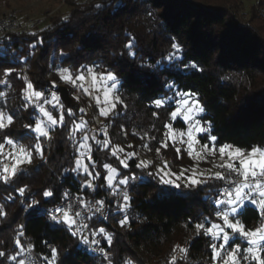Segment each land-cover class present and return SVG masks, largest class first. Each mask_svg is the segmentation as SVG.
Returning <instances> with one entry per match:
<instances>
[{"label":"trees","instance_id":"1","mask_svg":"<svg viewBox=\"0 0 264 264\" xmlns=\"http://www.w3.org/2000/svg\"><path fill=\"white\" fill-rule=\"evenodd\" d=\"M64 2L69 11L63 16H49L48 25L34 32L36 36L28 32L11 33L0 41V92L4 93L0 96V111L13 116L10 132L17 144L29 147L35 142L34 139L30 142L29 137L34 134L24 125L34 124L39 115L33 105L24 107L25 85L32 83L39 91L49 89L53 81L61 82L56 74L58 67L75 71L80 65L95 63L100 65L96 70L110 69L120 81L119 94L124 103L120 109L123 112L109 128L113 145L128 148L131 144L135 150L141 147L144 133L139 114L159 120L157 132L149 131L150 138L153 136L156 141L164 137L165 117L162 109L155 108L151 101L168 95L166 85L173 83L178 90L199 94L206 109L204 118L212 121L213 134L219 137V143L241 148L264 146V0H256L245 25L225 7L190 0ZM98 4L104 7L98 10L95 7ZM41 38L43 43L32 49L30 44ZM129 42L134 57L127 54L125 45ZM173 42L180 45L178 55L182 59L169 63L164 57L173 51ZM157 61H161L158 70L149 67ZM191 63L202 71L184 67ZM7 68L13 71L5 77ZM65 86L70 95L75 93L70 84ZM82 104L76 100L74 106H65L76 112L77 121L82 117L79 112ZM153 112L158 116L154 117ZM52 114L59 117L56 109ZM71 119L65 115L64 128L50 131V140L41 138L43 159L34 155L32 163L23 165L12 183H0V207L6 212L5 217H0V250L11 254L16 231L23 225L21 243L25 250L28 244L33 245L32 251L40 258V264L44 262L43 255L50 257L51 247L58 249L59 264H107L103 258L78 246L77 240L36 207L24 211L32 199L43 201L40 208L55 207L63 202L64 191L69 195L79 191L84 177L71 172L76 155V145L67 134ZM175 126L183 123L178 121ZM161 156V160L151 159V171L155 172L166 153ZM92 158L102 176L101 163L115 164L112 156L97 144H92ZM137 162L133 158L128 169H120L121 177H138L130 180L127 187H120L121 193L126 191L129 196V225L122 228L118 223L123 218L116 211L123 202L122 194L111 196V190L99 187L95 192L88 189L84 192L86 200L105 201L107 220L93 218L87 222L90 227H104L112 235L113 246L108 248L106 241L102 246L113 264H122L125 258L132 259L133 264H168L177 245L189 249L183 260L177 251L178 264H210L209 240L202 234L197 236L195 229V223L205 218L218 222L214 206L206 198L207 186L197 190L164 185L148 176L147 171L137 169ZM25 186L26 194L20 197L16 189ZM45 189L53 190L54 196L44 200ZM9 195L11 200L7 199ZM241 219L247 228L260 223L258 210L251 206L246 207ZM100 239L103 241V237ZM46 244L50 245L48 251L44 248Z\"/></svg>","mask_w":264,"mask_h":264},{"label":"snow or ice","instance_id":"2","mask_svg":"<svg viewBox=\"0 0 264 264\" xmlns=\"http://www.w3.org/2000/svg\"><path fill=\"white\" fill-rule=\"evenodd\" d=\"M96 9H101L103 5H96ZM67 19V18H65ZM36 36V33H31ZM43 39H39L37 43H31L30 47L35 49L38 44H42ZM131 57L135 56L132 51L133 45L131 42L125 45ZM173 49L166 57L169 63L182 59L178 53L181 51L180 45L177 42L171 44ZM161 61H157L156 65H149L153 70H158L157 66ZM98 64L80 65L73 71L69 67H58L56 74L59 80L63 83L70 84L78 92H82L86 96H92V92L101 93L103 96V105L101 106L100 96H95L96 105L99 110V115L107 118L114 113L119 115L116 111L118 105L124 102L119 94L120 81L117 73L110 69L97 71ZM184 67L202 71L196 63L184 65ZM13 69L7 68L4 70V76H10ZM228 77H224L227 79ZM90 81V82H89ZM86 82L88 86H85ZM57 82L53 81L51 88L53 91L50 96H45L43 91L36 90L32 83L25 85L26 94L24 99L25 109L29 105H33L39 113L35 119L34 124L26 123L24 126L34 137L30 136L31 142L29 147L22 144H17L11 138L10 128L13 124V116L8 115L4 111H0V157L3 160L10 161V163H3L0 160V183L9 185L16 178L20 169L25 164H31L34 155L44 158V151L42 148L41 138L50 140V131L56 128H64L66 126L65 115L72 118L71 127L68 128V137L75 147V163L71 168V172L77 176L85 177L81 180L79 186V193L74 199H70L68 191L63 192L62 200L67 201L66 204H61L53 209H49L50 220L60 229L65 231L70 237L78 241V246H84L85 250L96 254H102L104 261L107 264H113V260L109 258L108 253L102 246L106 241L107 247L113 246L112 235L105 230L104 227H90L87 221H91L98 213L101 217L105 216V201L97 199L95 204L91 201L85 200L84 192L86 189L95 192L99 188H107L111 190L109 195L119 196L122 194L123 203H119L116 211L125 213L122 219L118 221L120 227L129 225V217L127 216V207L129 196L127 192L121 193L120 186L127 187L130 180L138 177L123 175L117 167H113L109 163H105L103 168L105 175L96 169V162L92 158V145L89 141L100 145L101 149H108L110 141L107 139L106 128L100 131L104 134L105 139H97L98 133L89 135L87 129V121L81 119L77 121L76 112L72 108H65V105L60 100L58 93L55 91ZM168 95L161 96L151 101V104L157 109L165 108L169 103L172 108L168 111V120L163 124L165 129L164 139L160 142V148L167 149L169 144L175 149L176 158H181L186 152L189 159L196 161V166L191 170L184 168L179 173H174L169 170V166L165 161L162 168H157L155 172L150 170L152 162L149 160H139L135 167L141 171H147V175L153 179H158L164 185H170L175 188L188 189H203L207 186L206 198L214 206L215 218L219 222H210L205 218L202 222L195 223L197 236H202L209 240L208 247L210 248V260L212 264H264V146L252 145L247 148H241L238 145L230 143H219V137L213 134L212 121L204 118L206 111L205 106L201 103L199 94L191 90H178L173 83L166 85ZM4 93L0 92V96ZM80 100L79 95L73 97ZM43 100V103L40 101ZM56 109L59 112V117H54L49 108ZM126 107V105H125ZM80 113H84V109H79ZM153 116H158L157 112L152 113ZM180 120L184 128L183 130L173 127V124ZM77 133L82 135L77 139ZM151 139H155L152 137ZM5 145H9L12 151L5 154ZM179 145V146H178ZM132 147L131 144L128 145ZM148 148V145H144ZM160 148L156 149L157 154ZM150 150V149H149ZM110 155L119 161V166L123 169L130 167L131 161L136 153L125 152L124 148L119 145H112ZM208 157L213 158L211 161ZM216 159L219 163H216ZM87 161V162H85ZM200 161L210 162L212 168L219 169L212 171L206 169L198 171ZM69 169H65L68 172ZM174 177V179H173ZM103 179V184H96L95 182ZM217 182H223L222 184ZM20 197L26 194V186L16 189ZM44 200H48L54 196L51 189H45L42 193ZM9 200L12 196L9 195ZM43 203L42 200L32 199L30 203L24 208L28 211ZM253 205L258 208L260 218L259 226L255 228H247L241 217L244 215L247 205ZM78 205V207H77ZM87 212V215H85ZM6 212L3 207H0V217H5ZM23 225L18 227L16 236L13 240V249L11 254L9 252L0 250V264H35V261L27 255L33 249L32 244L27 245V253L25 246L21 243L20 237L24 235ZM100 237H103L100 239ZM233 237H237L243 241L241 243H230ZM47 243V242H45ZM177 251L181 253L180 260L185 257L183 254L189 252L188 248L180 247L179 245L173 247L171 259L168 264H178ZM46 264H59L58 249L51 247L49 255L41 257ZM122 264H133V260L125 258Z\"/></svg>","mask_w":264,"mask_h":264},{"label":"rangeland","instance_id":"3","mask_svg":"<svg viewBox=\"0 0 264 264\" xmlns=\"http://www.w3.org/2000/svg\"><path fill=\"white\" fill-rule=\"evenodd\" d=\"M190 1H192L194 3L198 2V3H200V5H214L217 7H225L231 13H236L238 15V19H239L240 23L244 24V25L246 23H248L249 18H250L251 7H253L256 3V0H190ZM68 11H69V7L65 4L64 0H0V19L3 18L6 14H9L10 12H14L17 20L20 21L21 23H25L28 20L41 19L43 21V27H46L48 25V17L49 16H51V17L63 16ZM22 32H26V31H22ZM18 33H20V32H18ZM97 71H103V70H97ZM89 82H86L85 86H88ZM65 84L66 83L60 82L59 84H57V87L58 86H65ZM48 90H51V91H49L50 93L45 92L46 97L50 96L51 92L53 91L52 88H49ZM75 95L80 96V100H77V101H79V103H83L82 108L84 109V113H82V117L78 121H80L81 119H83L84 121H87V129L89 130V135H92L93 133H98L97 139H99V140L105 139L104 134L100 130L106 128L107 139L110 141V137H109L110 125L113 126L114 123L117 121L116 118L120 117L121 113L123 112V110H120L123 107V104L118 105V107L116 109V111L119 113V115L112 113L107 118H105V117H102L99 115V110H98L97 105H96V100L94 99L95 96L99 95L101 98V106H104L103 105V96L101 93H97V92L93 91L92 96L90 97V96H86L82 92H78L76 90L73 95H70L71 98L73 99L74 105H75L76 99H74L73 97ZM45 106H49V105H45ZM171 108H172L171 103H169L165 108H161L162 112H163L162 115L165 117L164 123H166L168 120V111H170ZM139 116L141 119H143V121L141 123L142 127H140L142 133H144L143 134L144 136L141 138L142 139V145H141V147L139 146L136 150L134 149L133 145L131 148H129V147L125 148L123 146H120V147L124 148L125 152H135L136 155L134 158H137L138 161L139 160L151 161V159H160V157H162L161 156L162 153L165 152L166 158L163 159L161 161V163L157 165L156 169L162 168L165 161H166L168 166H169V170L174 172V173H179L184 168L191 170L194 166H196V161L189 159L186 152L183 153L181 158H179V159L176 158L175 149L172 147L171 144H169L167 149L160 148V152H159V154H157L156 149L159 148L158 144H160V142L164 139V137H162L161 139L157 138L156 141H155V139L151 140V138H150L151 135L149 134V131L152 130L154 133L157 132L158 127H159V125H158L159 120H156V119H150L149 120L145 116H143L142 114H139ZM178 121H180V120H177L176 122H178ZM175 123L173 124L174 128L183 130L184 125L183 126H175ZM164 131H165V129H164ZM77 134L79 135V137L82 135V133H77ZM147 137L150 138L149 139L150 141L148 140ZM144 138H147V139H144ZM154 142L156 143V145H154ZM89 143H91V145L95 144L91 141H89ZM145 144L148 145V148L144 147ZM112 145L113 144L110 141L109 148L103 149L104 151L108 152L109 155L111 152V146ZM98 146H99L100 150H102L101 146L100 145H98ZM91 155H92V153H91ZM112 158L115 160V164H112L111 162L101 163V170H102V172H104V175L106 174L105 170L103 168V165L105 163H109L113 167H117L119 171H120V169H123L119 166V161H117L116 158L113 156H112ZM212 159L213 158L208 157L209 161H211ZM85 162H87V161H85ZM215 162L219 163V160L216 159ZM206 169H211L213 172L219 170V169L212 168V164L210 162L200 161L197 170L198 171H204ZM83 179H85V177ZM173 179H174V177H173ZM168 186H170V185H168ZM120 187H125V186H120ZM176 189H180V188H176ZM247 206L254 207L258 210L257 207H255L251 204H249ZM124 215H125V213H122V216H124ZM230 243H241L243 245L244 242L239 240L237 237H233V240ZM42 264H46V261L42 262ZM210 264H212V262H210Z\"/></svg>","mask_w":264,"mask_h":264},{"label":"built area","instance_id":"4","mask_svg":"<svg viewBox=\"0 0 264 264\" xmlns=\"http://www.w3.org/2000/svg\"><path fill=\"white\" fill-rule=\"evenodd\" d=\"M33 20H28L25 23H21L20 21L17 20L14 12H10L9 14H6L3 18L0 19V41L7 34L18 33V32H22V31H26L28 33H34L36 31L44 28L43 27V21L41 19H38V20L36 19L34 21ZM42 91L44 93L45 92L50 93L49 91H51V90L44 89ZM55 91H56V89H55ZM45 107L49 108L50 111L53 110L50 106H45ZM3 151L5 154H7V153L12 151V148L9 145H5V148ZM0 160H2L3 163H10V161L3 160V157H0ZM0 166H2V164H0ZM78 194H80L79 191L77 193L71 194L70 199H74ZM87 201H89V200H86V202ZM90 201L92 204H95V201H92V200H90ZM62 203L66 204L67 201H63L59 205H61ZM59 205H57V206H59ZM57 206H55V207H57ZM55 207L40 208V207L36 206V209H38L42 215H47L50 217V213L48 210L53 209ZM77 207H78V205H77ZM104 211H105L104 217H101L100 214L97 213L93 218L98 219V220H102V221H106L108 216H109L106 207H105ZM85 215H87V212H85ZM81 247L83 250H85L84 246L81 245ZM44 248L46 251H48V250H50V245L46 244L44 246ZM85 251L87 253H90V254L96 256V257L102 258V254H100V253L93 254L87 250H85ZM25 252L27 253V248H26ZM27 255H29L35 261V264H40V258L33 251H31V253H27Z\"/></svg>","mask_w":264,"mask_h":264},{"label":"water","instance_id":"5","mask_svg":"<svg viewBox=\"0 0 264 264\" xmlns=\"http://www.w3.org/2000/svg\"><path fill=\"white\" fill-rule=\"evenodd\" d=\"M56 92L58 93L60 100L67 107L74 106L73 99L70 96L69 90L65 86L56 87Z\"/></svg>","mask_w":264,"mask_h":264}]
</instances>
